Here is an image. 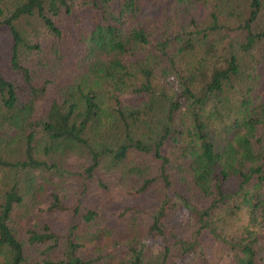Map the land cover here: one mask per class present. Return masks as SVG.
<instances>
[{
	"label": "trees",
	"instance_id": "obj_1",
	"mask_svg": "<svg viewBox=\"0 0 264 264\" xmlns=\"http://www.w3.org/2000/svg\"><path fill=\"white\" fill-rule=\"evenodd\" d=\"M262 9L0 0V264H264Z\"/></svg>",
	"mask_w": 264,
	"mask_h": 264
},
{
	"label": "rangeland",
	"instance_id": "obj_2",
	"mask_svg": "<svg viewBox=\"0 0 264 264\" xmlns=\"http://www.w3.org/2000/svg\"><path fill=\"white\" fill-rule=\"evenodd\" d=\"M263 28H264V9H262L257 20L253 23L252 30H253V32H259ZM226 97L228 98V104H227V113H228L234 109V105H235V102L237 101V99L239 98V94L236 90H234V91L228 92V94H226ZM1 176H2V173L0 172V177ZM80 185H81V181L78 180V182L75 181V185L73 187H74V190L81 193L82 192V186H80ZM67 193L70 196L73 194V191L69 189L67 191ZM106 194L107 195L109 194V195L107 196ZM85 195H86L88 203L93 204V203L97 202V203H99L100 206H103L104 209L106 207L120 208V207L126 206L130 203H133V202L128 201V199H130V197L125 196V195L121 196L119 194H116L113 192V190L105 191L104 189H97V191H92L90 194L86 193ZM101 195H103V197H101ZM79 198L80 197H78V196L73 197V198H71V196H70L71 206H74L76 203L75 200L79 199ZM237 217L239 218L238 224L243 223L246 220L244 211H242V210L238 212ZM178 219H179V217H178Z\"/></svg>",
	"mask_w": 264,
	"mask_h": 264
}]
</instances>
